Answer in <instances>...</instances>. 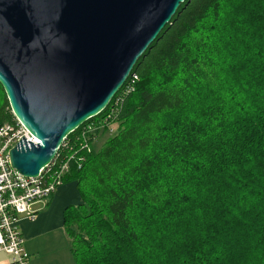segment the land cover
Masks as SVG:
<instances>
[{"label":"trees","instance_id":"trees-1","mask_svg":"<svg viewBox=\"0 0 264 264\" xmlns=\"http://www.w3.org/2000/svg\"><path fill=\"white\" fill-rule=\"evenodd\" d=\"M187 1L102 147L74 139L112 103L60 149L81 199L64 211L75 264H264V0Z\"/></svg>","mask_w":264,"mask_h":264},{"label":"water","instance_id":"water-1","mask_svg":"<svg viewBox=\"0 0 264 264\" xmlns=\"http://www.w3.org/2000/svg\"><path fill=\"white\" fill-rule=\"evenodd\" d=\"M186 1L0 0V85L39 142L12 149V167L38 177L110 106Z\"/></svg>","mask_w":264,"mask_h":264},{"label":"built area","instance_id":"built-area-1","mask_svg":"<svg viewBox=\"0 0 264 264\" xmlns=\"http://www.w3.org/2000/svg\"><path fill=\"white\" fill-rule=\"evenodd\" d=\"M138 76L132 74L112 101V111L98 123L83 125L75 137L80 142L81 151L91 153L98 139V133L107 128L112 135L114 130L109 125L114 119V111L118 110L125 95L134 91ZM38 140L13 116L11 122L0 126V253L9 256V264H30V255L25 249V239L21 231L22 221H34L36 215L33 206L51 198L64 184V178L70 171L72 156L60 155L41 170L36 178L21 175L11 165L10 151L16 147L37 145ZM72 142L66 141L61 148L65 151ZM72 150V149H70Z\"/></svg>","mask_w":264,"mask_h":264},{"label":"crops","instance_id":"crops-1","mask_svg":"<svg viewBox=\"0 0 264 264\" xmlns=\"http://www.w3.org/2000/svg\"><path fill=\"white\" fill-rule=\"evenodd\" d=\"M80 202L76 184L69 183L47 201L33 206L35 220L20 224L30 264H75L64 230V211ZM9 261V256L0 253V264H9Z\"/></svg>","mask_w":264,"mask_h":264},{"label":"rangeland","instance_id":"rangeland-1","mask_svg":"<svg viewBox=\"0 0 264 264\" xmlns=\"http://www.w3.org/2000/svg\"><path fill=\"white\" fill-rule=\"evenodd\" d=\"M111 128L116 130L117 125L111 126ZM105 129L101 130L100 136H98V139L95 143V147L99 149L104 144V141L107 139V137L110 135L109 133H103Z\"/></svg>","mask_w":264,"mask_h":264}]
</instances>
